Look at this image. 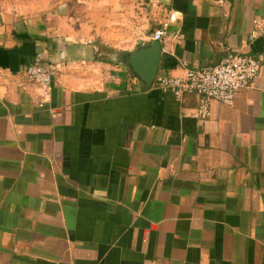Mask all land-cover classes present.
Listing matches in <instances>:
<instances>
[{
	"label": "crops",
	"instance_id": "0c3cea01",
	"mask_svg": "<svg viewBox=\"0 0 264 264\" xmlns=\"http://www.w3.org/2000/svg\"><path fill=\"white\" fill-rule=\"evenodd\" d=\"M171 12L157 76L244 45L261 62L207 118L198 95L147 87L121 64ZM37 60L59 69L47 94L26 75ZM0 264H264V0L0 12Z\"/></svg>",
	"mask_w": 264,
	"mask_h": 264
},
{
	"label": "built area",
	"instance_id": "2783aa9c",
	"mask_svg": "<svg viewBox=\"0 0 264 264\" xmlns=\"http://www.w3.org/2000/svg\"><path fill=\"white\" fill-rule=\"evenodd\" d=\"M177 12H171L169 17L153 33V39L162 41L166 35V28L170 23L178 21ZM257 28L251 33V38L263 32V24L256 22ZM247 45L241 49L227 54L218 64L185 68L183 75L159 74L156 85L160 89L171 91L178 99L187 94H196L200 98V106L196 117L210 116V103L215 100L227 105H233L236 94L252 86L253 81L261 70V62L249 54ZM40 55H38L39 57ZM57 67L48 66L40 60L26 68V75L30 82L39 86L42 94H47L53 84Z\"/></svg>",
	"mask_w": 264,
	"mask_h": 264
},
{
	"label": "water",
	"instance_id": "95a60500",
	"mask_svg": "<svg viewBox=\"0 0 264 264\" xmlns=\"http://www.w3.org/2000/svg\"><path fill=\"white\" fill-rule=\"evenodd\" d=\"M122 54L126 56V60L121 61V64L128 68L131 66L138 76L145 81V85L147 87L151 86L157 77L162 58L160 41H155L149 46H143L140 50L127 51ZM142 59L145 61V66L141 65Z\"/></svg>",
	"mask_w": 264,
	"mask_h": 264
},
{
	"label": "rangeland",
	"instance_id": "374dc122",
	"mask_svg": "<svg viewBox=\"0 0 264 264\" xmlns=\"http://www.w3.org/2000/svg\"><path fill=\"white\" fill-rule=\"evenodd\" d=\"M42 0H0V12L10 11L12 9H20L21 7L27 5L29 2H38Z\"/></svg>",
	"mask_w": 264,
	"mask_h": 264
},
{
	"label": "trees",
	"instance_id": "16d2710c",
	"mask_svg": "<svg viewBox=\"0 0 264 264\" xmlns=\"http://www.w3.org/2000/svg\"><path fill=\"white\" fill-rule=\"evenodd\" d=\"M32 64V63H31Z\"/></svg>",
	"mask_w": 264,
	"mask_h": 264
}]
</instances>
